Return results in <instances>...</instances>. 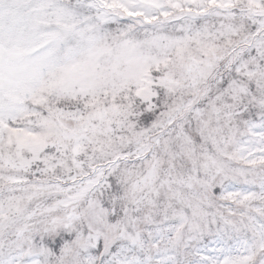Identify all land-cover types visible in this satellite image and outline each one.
<instances>
[{
	"label": "snow or ice",
	"instance_id": "6c2138e0",
	"mask_svg": "<svg viewBox=\"0 0 264 264\" xmlns=\"http://www.w3.org/2000/svg\"><path fill=\"white\" fill-rule=\"evenodd\" d=\"M0 264H264V0H0Z\"/></svg>",
	"mask_w": 264,
	"mask_h": 264
}]
</instances>
